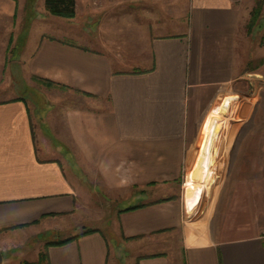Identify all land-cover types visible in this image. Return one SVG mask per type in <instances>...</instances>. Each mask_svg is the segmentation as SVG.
Listing matches in <instances>:
<instances>
[{"label":"crops","instance_id":"obj_1","mask_svg":"<svg viewBox=\"0 0 264 264\" xmlns=\"http://www.w3.org/2000/svg\"><path fill=\"white\" fill-rule=\"evenodd\" d=\"M128 2L132 13H113ZM76 3L85 37L71 29L79 22L48 14L45 0H0V81H15L21 53L24 81L80 92L39 132L24 99L0 101V253L32 239L78 237L48 248L49 264H122L121 256L126 264H264V67L251 71L241 61L248 7L240 0ZM238 98L243 124L227 143V193L211 217L188 221L214 190ZM47 123L64 147L49 158ZM190 166L185 198L169 200ZM95 196L139 202L115 208L95 228Z\"/></svg>","mask_w":264,"mask_h":264},{"label":"rangeland","instance_id":"obj_2","mask_svg":"<svg viewBox=\"0 0 264 264\" xmlns=\"http://www.w3.org/2000/svg\"><path fill=\"white\" fill-rule=\"evenodd\" d=\"M35 1L38 2L39 0H35ZM240 1L241 2L243 1V3L246 5V7H248V10L250 12V18L248 20L246 36L244 39H240V43H239L241 61L243 62L244 67H246L248 70L262 71L264 67V0H240ZM131 3L132 2H128V4L127 3L123 4L121 7L118 6L115 9H112V11H114L113 13H132L135 7L133 5H129ZM258 9L260 11V17L258 21L255 23V25L252 26L251 30H249V24L252 21L253 14L257 12ZM63 20H64V23H70L72 21H75L73 23H78L80 21V18L78 20L76 19H73V20L63 19ZM84 23L83 21H81L79 22V25L73 24L71 29L74 30L75 32H78L79 33L78 35L80 34L82 35L81 32L83 31V25H85ZM63 28L66 29L65 24ZM82 37H85V36L82 35ZM26 40L27 38H24V41H25L23 43L24 45L26 44ZM100 40H102V38ZM10 56L11 55L8 54V57ZM10 58H12V56ZM14 58H16V62L14 61L16 64L15 65V70H16L15 71V81H0V101L24 99L26 101V104L29 106V109L32 111L33 119L35 122V127H36L37 132H39L40 128L42 127L43 122L46 120H49V116H51L50 113H53L55 111L53 115H57V113L60 110H62L64 107H67L72 104V100H71L72 98L70 97L73 94L78 95L80 94V92L72 91L68 87L58 85L53 81H44L41 78H34L30 81H24L23 72L21 70V67L18 64L19 60H21V53L14 54ZM74 97L75 98H73V102L77 103L76 105L78 104L86 105L85 100L82 102L79 98H77V96H74ZM107 101L108 100H105L104 103L106 104ZM99 102H102V101L99 100ZM242 105H243L242 100L238 98V102L236 104V110H235V114H237V116L234 119L229 120L230 124L227 127H230V131L224 136L223 148H222V151H220L219 161L216 164V170H217L216 173L218 172V175L220 174L218 176L219 181H217L216 188L213 190L211 197L208 200L207 205L205 206L204 210L200 211L199 213H196L195 215H188V214L186 215L188 221H198L199 219H205V218L211 217L216 208L215 206L216 198L220 195L222 191L224 192V195L225 193H227L226 188H227V185H229L228 179H230L228 178L230 167L229 165H227V158L229 156L230 149H227L228 147L227 143L231 142L236 137V134H232L233 129L236 128L238 125L243 124L242 123L243 117L241 115ZM54 119L57 120L58 119L57 116H55ZM46 126H47L45 130L46 142H47V145L51 147L52 149L51 150L52 152H46V156H48L49 158L51 157L52 153H55L54 149L59 150L60 147L62 148L64 147L62 146L61 142H59L61 138L55 135V133H57V128L53 127L51 128L52 130H50L48 123L46 124ZM202 128H203V125L202 127H200L201 134H202ZM201 134L199 138V143H200V139L202 136ZM191 167L192 166H190L187 169L186 173H184L183 181L175 184V189H176L174 190L175 195L172 199H169V200L178 201V200L185 198L184 186H186L187 173L190 171ZM77 173L80 178H83V180L85 179L84 181H86V177L83 175L82 177L80 175L82 174L81 170L78 169ZM92 200L94 202V204H92L94 205L92 219L95 220L94 222L95 224L93 223L92 225L95 226V228L97 227L103 228V225H106L104 223H107L111 219V217L114 215L115 208L122 210V209L130 207L131 204H137L139 202L138 199H134L130 203H127V202L118 203L119 200L121 199H108V198H103L100 196H95L92 198ZM113 200L115 201V203L113 202ZM227 216L228 215H226V217ZM242 216L244 217L245 215H242ZM81 229L85 230L86 228H81ZM50 239H51V236L47 237V243ZM47 243L45 239H42V240L37 239L36 241L32 239L28 246L23 247V248L14 247L13 251L11 250L8 252L4 251V253H1V255H2V258L8 259L9 257H11L10 262L6 264H11V263L18 264L21 261L24 262V261L32 260L33 258H35L39 250H40V254L44 252L46 249ZM121 257H123L122 264H126L125 256H121Z\"/></svg>","mask_w":264,"mask_h":264},{"label":"trees","instance_id":"obj_3","mask_svg":"<svg viewBox=\"0 0 264 264\" xmlns=\"http://www.w3.org/2000/svg\"><path fill=\"white\" fill-rule=\"evenodd\" d=\"M32 3L35 2V0H31ZM45 6L48 14L62 18L65 20H73L76 18V9H77V3L76 0H45ZM260 17V11L258 9L257 12L253 14V18L251 23L249 24V30H251L252 26L255 25V23L258 21ZM140 207H136L133 209H137ZM95 231H87L85 234L93 233ZM78 239V237L66 239V240H59L54 239L52 241H49L46 244V249L44 252H42L39 255V259L37 262L32 263L29 261L22 262L21 264H49L48 255L46 253L47 249L50 247H58V246H64L74 240Z\"/></svg>","mask_w":264,"mask_h":264},{"label":"bare ground","instance_id":"obj_4","mask_svg":"<svg viewBox=\"0 0 264 264\" xmlns=\"http://www.w3.org/2000/svg\"><path fill=\"white\" fill-rule=\"evenodd\" d=\"M230 131V127H228V128H226V130L224 131V134H223V142H222V148H223V144H224V136H225V134H227L228 132ZM228 136V135H227ZM228 139V138H227ZM230 140V139H229ZM232 140V139H231ZM225 141H227V140H225ZM229 143H231V142H229ZM227 147V146H226ZM229 147V146H228ZM227 147V148H228ZM224 150V149H223ZM225 152V151H224ZM226 153V152H225ZM227 153H229V152H227ZM224 154V153H223ZM222 160V159H221ZM222 162V161H221ZM221 164H223V163H221ZM222 166V165H221ZM218 169V168H217ZM219 171V170H218ZM220 172H221V170H220ZM219 172V173H220ZM220 175V174H219ZM218 172L216 173V177H215V180H214V184H213V186H214V189L216 188V184H217V181H219V179H218ZM188 183V181L186 182V184Z\"/></svg>","mask_w":264,"mask_h":264},{"label":"water","instance_id":"obj_5","mask_svg":"<svg viewBox=\"0 0 264 264\" xmlns=\"http://www.w3.org/2000/svg\"><path fill=\"white\" fill-rule=\"evenodd\" d=\"M2 262H3V258H2V255L0 253V263H2Z\"/></svg>","mask_w":264,"mask_h":264}]
</instances>
